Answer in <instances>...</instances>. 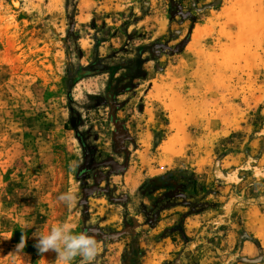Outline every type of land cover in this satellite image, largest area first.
Returning <instances> with one entry per match:
<instances>
[{
    "label": "rangeland",
    "instance_id": "rangeland-1",
    "mask_svg": "<svg viewBox=\"0 0 264 264\" xmlns=\"http://www.w3.org/2000/svg\"><path fill=\"white\" fill-rule=\"evenodd\" d=\"M98 56L148 74L70 81ZM263 151L264 0H0V264L65 221L96 264H264Z\"/></svg>",
    "mask_w": 264,
    "mask_h": 264
},
{
    "label": "clouds",
    "instance_id": "clouds-1",
    "mask_svg": "<svg viewBox=\"0 0 264 264\" xmlns=\"http://www.w3.org/2000/svg\"><path fill=\"white\" fill-rule=\"evenodd\" d=\"M58 200L67 206H73L76 200V192L70 189L61 193ZM30 224L24 225L21 229H30ZM76 225L71 222L53 224L50 231L35 235L38 237L36 247L40 253L53 251L57 254L58 264H73L77 258H81V264H96L100 253V244L98 240L87 232H76ZM26 247L25 235H22L20 242L16 246V252L23 253Z\"/></svg>",
    "mask_w": 264,
    "mask_h": 264
},
{
    "label": "trees",
    "instance_id": "trees-1",
    "mask_svg": "<svg viewBox=\"0 0 264 264\" xmlns=\"http://www.w3.org/2000/svg\"><path fill=\"white\" fill-rule=\"evenodd\" d=\"M144 60L141 56H137L135 58H130L126 61H123L119 64H116L114 66L111 65H106V59L101 58L98 56L95 61L91 64V68L81 66L80 67V75L77 76V78H73V74H69L70 81L75 84L82 78H85L87 76H92L94 73H89L90 69L93 68H99V67H105L106 70L102 71L108 72L111 76V82L108 83L107 87V97L116 100L117 96L122 94L124 91L128 90V87H130L131 81L140 79V78H145L147 76V71L144 68ZM118 70H121V76L116 77L115 74ZM99 74V73H97ZM124 82L125 84L123 86H119L118 84L116 85V82ZM122 87V88H120ZM114 103V102H113ZM114 104H111V106ZM197 182L196 179L193 180V183L195 184Z\"/></svg>",
    "mask_w": 264,
    "mask_h": 264
},
{
    "label": "crops",
    "instance_id": "crops-1",
    "mask_svg": "<svg viewBox=\"0 0 264 264\" xmlns=\"http://www.w3.org/2000/svg\"><path fill=\"white\" fill-rule=\"evenodd\" d=\"M261 161H263V165H264V151H263L262 156H261ZM261 164H262V162H261Z\"/></svg>",
    "mask_w": 264,
    "mask_h": 264
}]
</instances>
